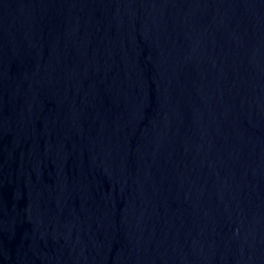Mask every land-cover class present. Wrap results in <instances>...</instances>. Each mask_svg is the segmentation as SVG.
<instances>
[{
  "label": "water",
  "instance_id": "water-1",
  "mask_svg": "<svg viewBox=\"0 0 264 264\" xmlns=\"http://www.w3.org/2000/svg\"><path fill=\"white\" fill-rule=\"evenodd\" d=\"M0 264H264V0H0Z\"/></svg>",
  "mask_w": 264,
  "mask_h": 264
}]
</instances>
